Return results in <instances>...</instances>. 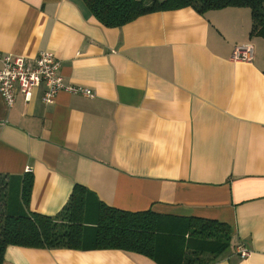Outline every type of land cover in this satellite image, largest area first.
Wrapping results in <instances>:
<instances>
[{
  "label": "crops",
  "instance_id": "obj_1",
  "mask_svg": "<svg viewBox=\"0 0 264 264\" xmlns=\"http://www.w3.org/2000/svg\"><path fill=\"white\" fill-rule=\"evenodd\" d=\"M252 24L247 7H184L105 27L81 0H0L1 53L31 65L50 52L66 84L95 93L44 103L40 84L12 107L0 94L12 212H25L31 175L30 212L55 216L79 185L90 218L101 202L151 211L181 232L191 219L216 221L231 240L209 264H264V38ZM245 44L253 59L232 60ZM0 264L157 263L119 249L7 246Z\"/></svg>",
  "mask_w": 264,
  "mask_h": 264
},
{
  "label": "trees",
  "instance_id": "obj_2",
  "mask_svg": "<svg viewBox=\"0 0 264 264\" xmlns=\"http://www.w3.org/2000/svg\"><path fill=\"white\" fill-rule=\"evenodd\" d=\"M81 1L105 27H120L144 14L184 7H192L200 14L227 7H247L253 21L250 35L264 38V0ZM32 183V176H25L20 197L26 210L14 213L7 202V182L0 175V201L4 203L0 212V263L7 246H19L119 249L146 256L157 264H209L230 245L229 226L211 220L191 219L181 232L162 224L160 217L151 211L128 212L101 202L90 218L87 193L79 185L55 216L33 213L27 210Z\"/></svg>",
  "mask_w": 264,
  "mask_h": 264
},
{
  "label": "built area",
  "instance_id": "obj_3",
  "mask_svg": "<svg viewBox=\"0 0 264 264\" xmlns=\"http://www.w3.org/2000/svg\"><path fill=\"white\" fill-rule=\"evenodd\" d=\"M253 56L252 45L245 44L234 48L231 59L251 61ZM40 84L46 87L44 103H54L57 95L62 91L89 98L95 96V93L86 87L66 84L60 74V62L50 52H40L31 65L20 56L0 52V94L8 107L13 106L15 97L19 93L28 102L32 91ZM236 253L241 259H245L250 254L243 245L236 247Z\"/></svg>",
  "mask_w": 264,
  "mask_h": 264
},
{
  "label": "rangeland",
  "instance_id": "obj_4",
  "mask_svg": "<svg viewBox=\"0 0 264 264\" xmlns=\"http://www.w3.org/2000/svg\"><path fill=\"white\" fill-rule=\"evenodd\" d=\"M5 182H7L6 179H5ZM3 205H4V203L2 201H0V212L3 211Z\"/></svg>",
  "mask_w": 264,
  "mask_h": 264
}]
</instances>
